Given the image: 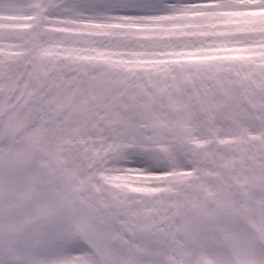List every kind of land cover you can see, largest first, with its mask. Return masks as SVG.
<instances>
[{
    "label": "snow or ice",
    "instance_id": "6c2138e0",
    "mask_svg": "<svg viewBox=\"0 0 264 264\" xmlns=\"http://www.w3.org/2000/svg\"><path fill=\"white\" fill-rule=\"evenodd\" d=\"M0 264H264V0H0Z\"/></svg>",
    "mask_w": 264,
    "mask_h": 264
}]
</instances>
